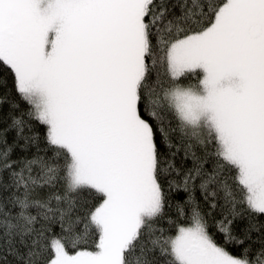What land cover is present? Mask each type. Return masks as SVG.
<instances>
[{"label": "snow or ice", "instance_id": "1", "mask_svg": "<svg viewBox=\"0 0 264 264\" xmlns=\"http://www.w3.org/2000/svg\"><path fill=\"white\" fill-rule=\"evenodd\" d=\"M0 264H264V0H0Z\"/></svg>", "mask_w": 264, "mask_h": 264}]
</instances>
